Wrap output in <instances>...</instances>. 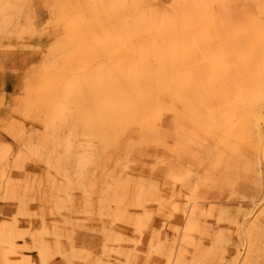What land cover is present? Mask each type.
<instances>
[{
  "label": "rangeland",
  "instance_id": "obj_1",
  "mask_svg": "<svg viewBox=\"0 0 264 264\" xmlns=\"http://www.w3.org/2000/svg\"><path fill=\"white\" fill-rule=\"evenodd\" d=\"M3 7L0 264H264V0Z\"/></svg>",
  "mask_w": 264,
  "mask_h": 264
},
{
  "label": "bare ground",
  "instance_id": "obj_2",
  "mask_svg": "<svg viewBox=\"0 0 264 264\" xmlns=\"http://www.w3.org/2000/svg\"><path fill=\"white\" fill-rule=\"evenodd\" d=\"M55 1V0H52ZM4 11L0 14L3 16V21H14L16 18V15H12L11 13L8 14V8H2ZM252 12L254 14L260 13V8L258 5H255L252 9ZM256 18V17H255ZM255 22L257 23V20L255 19ZM259 24V23H257ZM259 26V25H258ZM183 52L178 51L173 56V63L170 64V62L166 59H163V61L160 63V72H161V78L162 81H166L168 79V72L173 73L174 76L178 78L181 82H191L194 85H196L200 80L192 78L189 73L185 69V62L183 61ZM215 68V67H214ZM202 84L205 86L206 82L202 81ZM226 92V90H225ZM228 94V92H226ZM127 104L126 96L122 93L121 88H113L112 92L108 94V96L104 100H97L95 104V108L93 113L88 112L86 109L85 112H87L88 116L96 115V117H107L111 119L117 118L125 105ZM80 116L83 118L86 113H84V108H79ZM85 132H92L91 123L88 121L84 125Z\"/></svg>",
  "mask_w": 264,
  "mask_h": 264
}]
</instances>
